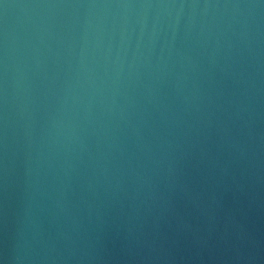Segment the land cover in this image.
Returning <instances> with one entry per match:
<instances>
[{"label": "water", "instance_id": "obj_1", "mask_svg": "<svg viewBox=\"0 0 264 264\" xmlns=\"http://www.w3.org/2000/svg\"><path fill=\"white\" fill-rule=\"evenodd\" d=\"M0 264H264V0H0Z\"/></svg>", "mask_w": 264, "mask_h": 264}]
</instances>
